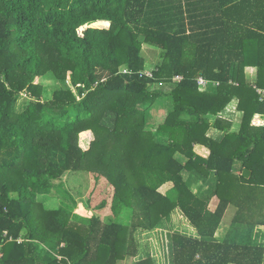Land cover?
I'll return each mask as SVG.
<instances>
[{
  "label": "trees",
  "instance_id": "16d2710c",
  "mask_svg": "<svg viewBox=\"0 0 264 264\" xmlns=\"http://www.w3.org/2000/svg\"><path fill=\"white\" fill-rule=\"evenodd\" d=\"M144 44L159 48L150 76ZM46 77L68 87L47 97ZM258 88L264 0H0V264H263L252 231H264ZM232 101L236 132L217 116ZM72 175L92 179L87 197L79 188L74 204L47 208ZM95 193L106 196L93 205ZM106 207L103 219L95 211Z\"/></svg>",
  "mask_w": 264,
  "mask_h": 264
},
{
  "label": "rangeland",
  "instance_id": "374dc122",
  "mask_svg": "<svg viewBox=\"0 0 264 264\" xmlns=\"http://www.w3.org/2000/svg\"><path fill=\"white\" fill-rule=\"evenodd\" d=\"M142 55L145 57L146 59V67L147 70L152 68L154 66V64L158 61L159 59V48L153 45H149V44H144L142 47ZM43 84L45 86H47V90H48V96H50L51 90L55 89V88H60V87H68L67 83H64L62 81H55L50 79L49 77H46L45 79L42 80ZM170 88L166 87L164 88L165 91H168ZM26 97L25 96H21L19 101H18V105L17 108L21 109L22 106H24V104L26 103ZM167 102L165 101L163 103V106H166ZM161 108H155V110L153 111V114H157L156 119H160L162 118L163 114H164V110H162ZM159 115V116H158ZM92 185V179L87 176V175H72L69 178H67L63 185H61L60 187L57 186L56 190H55V195L52 196V198H48L46 199L47 201L45 202V205L47 208H57L60 205V201L64 200L65 202L74 204L70 201L69 195L73 196L75 199H77V191L79 190V188L82 190L81 194L78 195V199L79 198H83L85 199L87 197V191L88 189L91 187ZM106 196V194L104 195V193H95L92 197V204L96 205L97 203H99V201L101 200V197ZM107 198H108V203L110 202L111 199V194L110 192L107 193ZM50 199V200H49ZM79 202V201H78ZM75 204V211L78 213L83 214L84 216H86L88 213V211L84 208L82 203H78ZM97 212L100 216H102L103 219L108 218V217H113L112 213L109 210V207H106L105 209H103L102 211H95ZM163 229H165L164 227H166V225L162 226ZM169 234L164 235L165 237V245H164V249L167 252V260L168 258V243L167 238H168ZM167 237V238H166ZM129 259L124 260L121 262V264H130ZM165 264H168L167 261H165Z\"/></svg>",
  "mask_w": 264,
  "mask_h": 264
},
{
  "label": "crops",
  "instance_id": "0c3cea01",
  "mask_svg": "<svg viewBox=\"0 0 264 264\" xmlns=\"http://www.w3.org/2000/svg\"><path fill=\"white\" fill-rule=\"evenodd\" d=\"M253 74H249L248 78H252ZM259 89V88H258ZM262 90V89H260ZM264 93V90H262ZM262 93V94H263ZM261 94V95H262ZM217 116H219L222 120H224L225 122H229L231 124V128L230 131L231 132H236L239 130L240 126H241V122H242V113L241 111H239L237 109V103L236 101H232L230 102ZM259 117V116H258ZM216 117H212L210 118V121L213 122L214 119ZM260 118H256L255 116H253V123H257L255 121H260ZM208 136L216 141H221L223 139L224 136V131L215 127H210L208 132H207ZM194 152L201 156L206 158L209 154V150L201 145V144H196L194 145L193 148ZM245 169V167H243V163L239 160H234L233 162V173L234 174H241L243 170ZM194 182V180H192ZM193 186H196L195 184ZM218 203V199L216 196H213L210 200L209 203V208L210 210H214L216 205ZM235 207L234 206H229L224 215H223V219L220 222L218 228L215 231V235L214 237L216 239H218L219 241H223L227 235V233L230 230V224L231 221L234 217L235 214ZM238 231L241 235L248 233V229L245 228V226H238ZM253 231V240L256 242V244H261L264 246V231L262 229H259L258 227H255L252 229ZM233 264V263H230ZM264 264V262H263Z\"/></svg>",
  "mask_w": 264,
  "mask_h": 264
},
{
  "label": "built area",
  "instance_id": "2783aa9c",
  "mask_svg": "<svg viewBox=\"0 0 264 264\" xmlns=\"http://www.w3.org/2000/svg\"><path fill=\"white\" fill-rule=\"evenodd\" d=\"M144 73H145L146 76H150V75H151L150 70H144ZM181 79H182V76H180V75H176V76L173 77L172 81H173V82H179ZM197 83H198V88H199L200 90H204V89L207 88V86L209 85V81L206 80V79L203 78V77H198V78H197ZM214 85H216V84H214ZM256 90H257V92H258L259 94H262V93H263V91L260 90V89H256Z\"/></svg>",
  "mask_w": 264,
  "mask_h": 264
},
{
  "label": "water",
  "instance_id": "95a60500",
  "mask_svg": "<svg viewBox=\"0 0 264 264\" xmlns=\"http://www.w3.org/2000/svg\"><path fill=\"white\" fill-rule=\"evenodd\" d=\"M242 175L244 176V177H249V175H250V171L248 170V169H244L243 170V172H242Z\"/></svg>",
  "mask_w": 264,
  "mask_h": 264
}]
</instances>
